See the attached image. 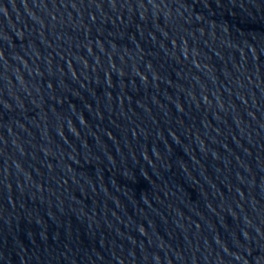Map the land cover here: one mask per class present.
I'll list each match as a JSON object with an SVG mask.
<instances>
[{"label": "water", "instance_id": "water-1", "mask_svg": "<svg viewBox=\"0 0 264 264\" xmlns=\"http://www.w3.org/2000/svg\"><path fill=\"white\" fill-rule=\"evenodd\" d=\"M0 264H264V0H0Z\"/></svg>", "mask_w": 264, "mask_h": 264}]
</instances>
